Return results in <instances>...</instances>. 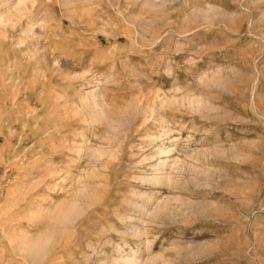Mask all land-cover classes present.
<instances>
[{"label": "rangeland", "instance_id": "374dc122", "mask_svg": "<svg viewBox=\"0 0 264 264\" xmlns=\"http://www.w3.org/2000/svg\"><path fill=\"white\" fill-rule=\"evenodd\" d=\"M0 264H264V0H0Z\"/></svg>", "mask_w": 264, "mask_h": 264}, {"label": "bare ground", "instance_id": "6f19581e", "mask_svg": "<svg viewBox=\"0 0 264 264\" xmlns=\"http://www.w3.org/2000/svg\"><path fill=\"white\" fill-rule=\"evenodd\" d=\"M91 103H93L94 104V106L97 108V109H99V105H98V102H97V99H96V96H93L92 97V102ZM93 106V107H94ZM96 108H94V109H96ZM30 257H32V258H34L36 255L34 254V252L32 251L30 254Z\"/></svg>", "mask_w": 264, "mask_h": 264}]
</instances>
